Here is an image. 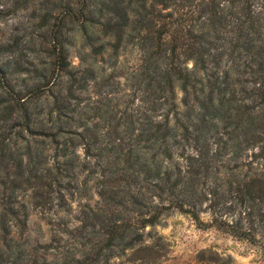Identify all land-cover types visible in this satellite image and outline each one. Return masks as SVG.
I'll return each mask as SVG.
<instances>
[{"label": "trees", "instance_id": "16d2710c", "mask_svg": "<svg viewBox=\"0 0 264 264\" xmlns=\"http://www.w3.org/2000/svg\"><path fill=\"white\" fill-rule=\"evenodd\" d=\"M77 11L68 6L46 22L50 73H64L68 83L51 110L75 111L68 108L77 98L72 85L85 73L94 77L90 68L70 69L63 48L64 21L77 14L81 26L94 22L111 37V54L127 30L135 32L141 57L132 87L139 103L117 117L112 108H94L107 121L102 125L88 126L79 111L65 123L73 128L61 142L58 130L38 132L54 144L50 164L43 146L26 141L23 150L12 149L0 137V264H234L210 247L185 262L170 258L155 230L169 210L264 258V0H82ZM103 49L100 43L90 50ZM233 67L246 76H232ZM2 109L4 120L20 112L17 135L34 134L26 105ZM79 143L86 157L96 150L92 162L79 160ZM81 172L96 180L98 201L84 203L72 223L51 218L48 241L27 248L28 210L18 194L29 191L44 207L55 186L69 188Z\"/></svg>", "mask_w": 264, "mask_h": 264}, {"label": "rangeland", "instance_id": "374dc122", "mask_svg": "<svg viewBox=\"0 0 264 264\" xmlns=\"http://www.w3.org/2000/svg\"><path fill=\"white\" fill-rule=\"evenodd\" d=\"M81 1L0 0V114L3 106L17 108L26 105L29 125L34 132L31 134L22 131L21 136L17 135L21 128L20 112L12 111V118L6 120L0 118V137L8 141L12 149L20 146L23 150L22 146L26 141L31 146H43L47 164L54 161L52 156L54 144L49 142L48 137H43L38 132L58 130V141L61 142L70 135L67 131L73 128L65 123L70 122V116L77 118L79 111L83 112L81 119L83 118L88 126L95 121L102 125L104 120L97 117L94 108L99 106L100 112L112 108L117 117L123 116L124 112L130 111L139 103L140 93L133 92L132 87L141 57L140 49L134 41L135 32L127 30L116 53L111 54L110 46L106 44L111 42V37L102 35L98 24L94 22L86 21L83 23L84 26H81L77 14L74 20L64 21L63 48L70 69L90 68L94 77H89L85 73L84 77L81 75L72 85L77 98L70 99L68 108L75 111L62 110L58 115L51 110L54 96L65 95L68 83L64 73H50V56L47 52L49 38L45 28L47 23L54 21L68 6L72 12L77 13ZM90 7L95 8L93 4ZM87 35H90V38H87ZM100 43L104 44V49L99 53H93L91 47ZM186 64L189 66L190 61ZM226 65L229 67L230 61ZM242 68L238 67V70ZM230 69L232 76L242 75L240 70L237 73L235 67ZM243 76L246 75L241 77ZM174 93L177 110L181 111L183 106L179 99L182 93L177 85L174 86ZM13 95L21 99L14 101ZM72 124L77 126L75 130H81L82 126L79 123ZM49 126H52L51 129L46 130L45 128ZM83 150L82 143L75 146L79 160L86 157ZM91 152L92 157H86L90 162L94 160L96 150L91 149ZM243 159L248 160L249 157L243 154ZM256 166L260 169L258 165ZM83 175L81 172L74 180L71 179L69 188L66 186L65 189L63 185L55 186V192L51 194L52 202L44 207L33 204L34 199H30L29 191L18 194L17 199L24 201L28 210L24 233L27 248H31L35 243L42 244L48 241V222L51 218H64L72 223L74 218H78V211L84 203L93 206L98 201L96 180H84ZM66 180L67 177H63V182ZM201 217L205 218L203 213ZM159 218L160 223L155 226V230L168 243L169 257L176 258L179 262L190 260L196 251L210 247L223 257L229 255L234 264H264V258L258 256L250 246L214 230H200L185 214L169 210ZM47 258L50 259L51 256L47 255ZM117 262L118 260H115V263Z\"/></svg>", "mask_w": 264, "mask_h": 264}]
</instances>
